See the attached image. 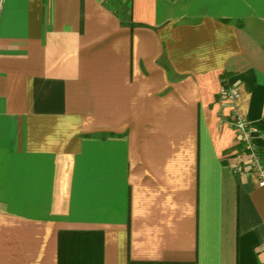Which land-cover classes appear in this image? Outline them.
<instances>
[{
    "label": "crops",
    "instance_id": "obj_1",
    "mask_svg": "<svg viewBox=\"0 0 264 264\" xmlns=\"http://www.w3.org/2000/svg\"><path fill=\"white\" fill-rule=\"evenodd\" d=\"M0 8V264H264V0Z\"/></svg>",
    "mask_w": 264,
    "mask_h": 264
},
{
    "label": "built area",
    "instance_id": "obj_2",
    "mask_svg": "<svg viewBox=\"0 0 264 264\" xmlns=\"http://www.w3.org/2000/svg\"><path fill=\"white\" fill-rule=\"evenodd\" d=\"M224 95L233 107L230 124L236 131L237 144L240 151L247 155L249 173L257 177L259 186H264V162H262V155L258 145L259 139L264 138V131L261 129L260 121H250L237 111L235 106V101L239 96L237 91L227 90ZM237 170L238 168L235 169V171Z\"/></svg>",
    "mask_w": 264,
    "mask_h": 264
}]
</instances>
